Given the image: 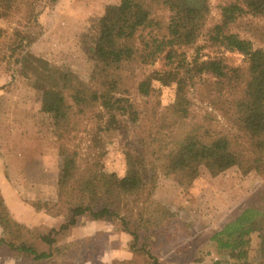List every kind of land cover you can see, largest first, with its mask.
I'll return each instance as SVG.
<instances>
[{
	"label": "trees",
	"instance_id": "16d2710c",
	"mask_svg": "<svg viewBox=\"0 0 264 264\" xmlns=\"http://www.w3.org/2000/svg\"><path fill=\"white\" fill-rule=\"evenodd\" d=\"M55 2L0 0V20L24 14V22L12 30L5 50H0V64L11 78L18 76L34 91L35 125L44 130L46 138L59 142L56 195L70 213L60 231L75 225L83 215L93 220L119 219L137 242L140 235L128 229L133 211L137 226L145 232L175 216L169 203L154 197L159 169L171 175L182 190H188L204 172L217 176L231 167L242 174L255 171L264 177V50L230 29L241 16L264 20V0H221L219 20L210 26H206L208 0H119L107 4L102 15L89 19L80 36L86 60L80 72L51 65L31 52L35 38L28 29L37 23L38 4ZM157 8L169 13L164 24L152 18ZM154 28L159 29L158 34L150 30ZM204 31L211 45L242 55L244 70L220 56L203 59L198 49L188 55L187 49ZM3 34L0 28V39ZM158 61L160 68L145 71ZM166 87L174 88L175 94L161 106L157 94ZM188 87L204 95L203 100L230 122L237 133L234 139L209 134L201 120L194 118ZM131 90L152 103L139 108L129 98ZM91 112L100 121L91 143L100 148L101 157L111 137L119 135L125 141L126 167L121 176L97 160L81 168L78 152L66 144L78 122L74 118ZM140 122H145L146 128L127 142L130 128ZM0 226V246L32 256L36 262L62 256L69 248L53 247L54 229L40 236L52 251H38L23 239L30 231L12 219L1 193ZM210 239L214 243L211 248L230 253L233 262L221 257L204 262L200 253L195 264H264V211L243 209ZM141 249L150 264H161L147 248Z\"/></svg>",
	"mask_w": 264,
	"mask_h": 264
},
{
	"label": "rangeland",
	"instance_id": "374dc122",
	"mask_svg": "<svg viewBox=\"0 0 264 264\" xmlns=\"http://www.w3.org/2000/svg\"><path fill=\"white\" fill-rule=\"evenodd\" d=\"M118 1L57 0L50 6L38 4L37 23L28 29L35 38L31 52L51 65L82 71L86 60L80 50V36L86 23L102 15L105 5ZM208 1L210 13L206 26L219 20L217 6L221 0ZM168 16V11L161 8L155 9L152 14L153 19L163 24ZM23 22V13H15L10 19L0 20V28L4 30L0 50H5L12 30ZM230 29L264 50V20L241 16ZM150 30L153 34L159 33V29ZM196 49L203 59L220 56L232 66L242 70L246 67L242 55L211 45L206 40L205 31L187 49L188 55H193ZM160 66L161 62L158 61L154 66L145 67V71ZM174 94V88H162L157 94L161 106L169 103ZM35 96L34 91L18 76L11 78L5 66L0 64V176L6 177L23 200L21 204L9 208L12 219L30 231L23 239L33 244L38 251L51 250L41 242L40 236L54 229L53 247L69 245V248L62 256L54 255L46 262H36L32 256L10 251L2 245L0 264H150L141 251L143 247L158 257L161 264H195L194 260L200 253L203 254L204 262L219 257L233 262L230 253H217L211 248L214 244L211 236L247 207L264 211V177L255 171L242 174L237 167H231L217 176L204 172L188 190L180 189L171 175H165L159 169L154 197L169 203L175 216L159 228L145 232L137 226L133 211L128 229L140 235L137 242L123 229L119 219L93 220L83 215L77 217L75 225L60 231V226L68 220L70 213L56 195L59 142L46 138L44 130H39L35 125ZM187 96L191 102V114L201 120L209 134H226L232 139L237 136L230 122L207 99L203 100L204 95L188 87ZM129 98L144 109L153 101L146 103L134 90H131ZM91 114L74 118L78 122L66 144L78 152L81 168L97 160L119 176L123 175L126 166L122 146L125 141L122 142L119 135L111 137L110 143L106 145V153L101 157L100 148L91 143L100 121ZM144 128L145 122L130 128L127 142L131 137L141 134ZM2 236L3 229L0 226ZM256 245L253 244L254 247Z\"/></svg>",
	"mask_w": 264,
	"mask_h": 264
},
{
	"label": "crops",
	"instance_id": "0c3cea01",
	"mask_svg": "<svg viewBox=\"0 0 264 264\" xmlns=\"http://www.w3.org/2000/svg\"><path fill=\"white\" fill-rule=\"evenodd\" d=\"M0 193L8 208L23 202L21 195L15 190L13 185L9 183L6 177L3 176H0Z\"/></svg>",
	"mask_w": 264,
	"mask_h": 264
}]
</instances>
